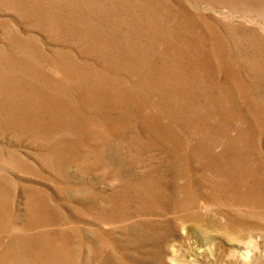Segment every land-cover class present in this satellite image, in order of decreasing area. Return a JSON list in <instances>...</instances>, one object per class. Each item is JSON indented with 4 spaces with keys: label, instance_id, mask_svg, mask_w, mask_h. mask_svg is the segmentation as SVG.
I'll return each mask as SVG.
<instances>
[{
    "label": "rangeland",
    "instance_id": "obj_1",
    "mask_svg": "<svg viewBox=\"0 0 264 264\" xmlns=\"http://www.w3.org/2000/svg\"><path fill=\"white\" fill-rule=\"evenodd\" d=\"M0 264H264V0H0Z\"/></svg>",
    "mask_w": 264,
    "mask_h": 264
},
{
    "label": "bare ground",
    "instance_id": "obj_2",
    "mask_svg": "<svg viewBox=\"0 0 264 264\" xmlns=\"http://www.w3.org/2000/svg\"><path fill=\"white\" fill-rule=\"evenodd\" d=\"M237 226H238V224H237ZM242 226V225H241ZM251 226V225H250ZM245 259V258H244Z\"/></svg>",
    "mask_w": 264,
    "mask_h": 264
}]
</instances>
